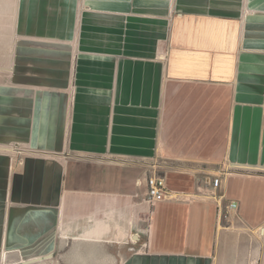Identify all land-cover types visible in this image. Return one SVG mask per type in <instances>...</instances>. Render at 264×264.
<instances>
[{"label": "crops", "instance_id": "crops-1", "mask_svg": "<svg viewBox=\"0 0 264 264\" xmlns=\"http://www.w3.org/2000/svg\"><path fill=\"white\" fill-rule=\"evenodd\" d=\"M251 263L264 0H0V264Z\"/></svg>", "mask_w": 264, "mask_h": 264}, {"label": "built area", "instance_id": "built-area-1", "mask_svg": "<svg viewBox=\"0 0 264 264\" xmlns=\"http://www.w3.org/2000/svg\"><path fill=\"white\" fill-rule=\"evenodd\" d=\"M147 193L146 199L149 203L153 204L158 201H163L173 198V194L166 187L165 177L161 174H152L147 177ZM211 186L217 188L221 184V177L214 175L210 180ZM238 208V202L231 200L227 203L225 209L229 216H231ZM256 264V263H251Z\"/></svg>", "mask_w": 264, "mask_h": 264}, {"label": "rangeland", "instance_id": "rangeland-1", "mask_svg": "<svg viewBox=\"0 0 264 264\" xmlns=\"http://www.w3.org/2000/svg\"><path fill=\"white\" fill-rule=\"evenodd\" d=\"M231 217H232V216H229V215L227 214L226 209H225V207H224L223 210H222V218L225 220L224 222L229 221V219H230Z\"/></svg>", "mask_w": 264, "mask_h": 264}]
</instances>
